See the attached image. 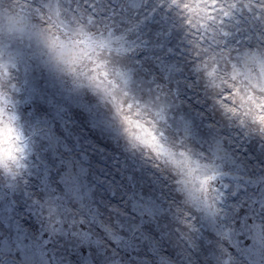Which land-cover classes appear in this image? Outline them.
Wrapping results in <instances>:
<instances>
[{
	"label": "rangeland",
	"instance_id": "rangeland-1",
	"mask_svg": "<svg viewBox=\"0 0 264 264\" xmlns=\"http://www.w3.org/2000/svg\"><path fill=\"white\" fill-rule=\"evenodd\" d=\"M0 264H264V0H0Z\"/></svg>",
	"mask_w": 264,
	"mask_h": 264
}]
</instances>
